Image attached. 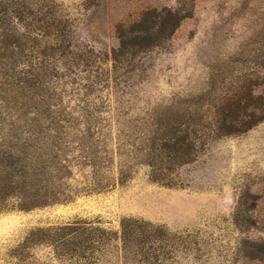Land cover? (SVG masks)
<instances>
[{"label":"rangeland","instance_id":"obj_1","mask_svg":"<svg viewBox=\"0 0 264 264\" xmlns=\"http://www.w3.org/2000/svg\"><path fill=\"white\" fill-rule=\"evenodd\" d=\"M259 95L264 0H0V121H93L111 175L134 168L101 192L0 212V264H264V118L214 131L251 119ZM67 133L66 181L82 186ZM152 142L173 156L170 182L132 160ZM75 221L101 241L87 259L67 254Z\"/></svg>","mask_w":264,"mask_h":264},{"label":"trees","instance_id":"obj_2","mask_svg":"<svg viewBox=\"0 0 264 264\" xmlns=\"http://www.w3.org/2000/svg\"><path fill=\"white\" fill-rule=\"evenodd\" d=\"M261 98L259 95V102L252 106L251 119L217 122L214 131L217 134L240 132L263 119L264 99ZM51 113H40L33 117L17 115L12 117V120L0 121V212L13 209L28 210L68 201L80 192H101L113 187L117 182L127 181L134 171L132 165L120 164L116 169V176L111 175V169L105 165L110 159L109 153L105 146L101 145L104 140L95 122L87 120L82 123V129H79L62 112L52 110ZM69 128L76 129L79 133L78 144L81 145L78 150L84 159L82 164L88 167L82 186L71 185L66 181L69 177L68 160L65 157ZM178 130L179 127H173L164 133L160 147L174 150L170 141ZM147 149L148 154L151 153L150 157L144 153L141 157L133 154L132 160L146 164L152 180H167L168 176L163 171H170L171 167L164 164L170 163L173 156L158 153L153 142ZM79 224V221H75L73 225L65 226L69 236L67 254L87 259L89 252L101 241L91 235L95 228ZM128 225L129 223L122 222V233L127 232ZM81 235L86 236L79 240Z\"/></svg>","mask_w":264,"mask_h":264}]
</instances>
